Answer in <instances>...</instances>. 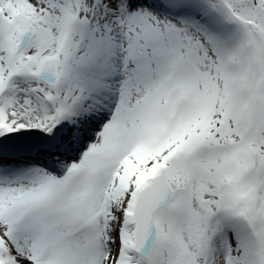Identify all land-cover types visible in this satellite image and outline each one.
<instances>
[{
	"label": "snow or ice",
	"instance_id": "6c2138e0",
	"mask_svg": "<svg viewBox=\"0 0 264 264\" xmlns=\"http://www.w3.org/2000/svg\"><path fill=\"white\" fill-rule=\"evenodd\" d=\"M0 264H264V0H0Z\"/></svg>",
	"mask_w": 264,
	"mask_h": 264
}]
</instances>
